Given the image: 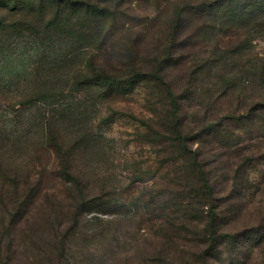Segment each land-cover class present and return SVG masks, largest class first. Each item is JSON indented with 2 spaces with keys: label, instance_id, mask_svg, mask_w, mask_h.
<instances>
[{
  "label": "rangeland",
  "instance_id": "1",
  "mask_svg": "<svg viewBox=\"0 0 264 264\" xmlns=\"http://www.w3.org/2000/svg\"><path fill=\"white\" fill-rule=\"evenodd\" d=\"M159 1L158 6L156 0H121L113 24L110 20L105 23L104 43L87 44L72 56L66 68L82 66L90 59L111 70L152 67L154 57L162 55L169 43L174 17V3ZM105 2L100 1L103 5ZM5 6L10 3H2L3 12ZM183 23L177 34V50L162 72L176 91L187 83L194 58L211 55H204L210 47L204 44L182 47L183 37L199 20L188 13ZM245 29L234 28L232 33L213 38L210 45L221 50L232 47L246 37ZM15 35L13 32L7 39L10 56L0 53V86L5 85V89L12 81L23 85L37 53L33 42L27 38L13 40ZM251 36L250 45L238 52L242 64L237 69L245 64L247 68L260 66L264 61V31ZM63 47L68 50L66 44ZM218 80L216 76L205 79L210 85L218 84L216 87ZM147 93L145 86L136 83L95 101L86 112L90 141L81 146L72 143L83 131L64 121L65 117L58 115L59 108L50 113L49 106L42 112L35 106L16 105L15 111L0 105V138L6 139L7 134L12 141L22 137L18 146L5 144L3 159L12 161L7 171L14 177L27 175L30 183H37L21 207L13 209V203L6 202L5 216L13 211L18 214L5 219L6 223L0 222V264H199L196 255L204 248V218H199L200 223L183 224L181 209L167 207L165 201L172 195L168 188L169 165L160 164L164 156L159 150L161 144L144 136L149 125L158 127L161 118L154 111L155 99ZM238 95L243 93L230 90L228 96L218 98L211 112L232 109ZM9 99L18 100L11 95ZM48 117L57 120L55 142L49 140L47 130L42 132L38 126ZM239 133L243 135V131ZM260 138L254 142L262 150ZM211 147L206 146L211 159L217 153L218 159L219 152H226L222 157L229 154L234 159L235 152L229 153L227 148L210 152ZM217 159L211 160L212 165ZM66 160L81 180L80 195L77 188L70 189L78 184L72 185L62 175V162ZM252 165L245 188L238 192L232 190L225 175L217 178L218 170L212 174L219 191L217 209L224 222L220 231L237 233L239 238L232 248L222 244L221 253L210 264H264V158H256ZM23 181L24 178L20 180V191ZM77 199L90 203L81 209Z\"/></svg>",
  "mask_w": 264,
  "mask_h": 264
},
{
  "label": "trees",
  "instance_id": "2",
  "mask_svg": "<svg viewBox=\"0 0 264 264\" xmlns=\"http://www.w3.org/2000/svg\"><path fill=\"white\" fill-rule=\"evenodd\" d=\"M7 1L10 6H5L4 12L3 7H0V53L7 52V56H10L7 39L13 36V32H16L13 40L27 38L33 42V50L37 53L23 85L20 81H12L6 89L5 85L0 86L3 87L0 90V105L15 111H18L16 105L35 106L42 112L43 107L49 106L50 113L59 108L58 115L65 117L64 121L69 125H78L83 131L72 143L81 146L90 141L86 112L96 104L95 101L108 98L121 88L142 84L147 88L149 97L155 99L154 111L161 117L158 127L149 125V131L144 136L152 143L161 144L159 150L163 151L164 156L160 164L169 165L168 188H171L172 195L165 201L167 207L181 209L184 214L183 224H192L204 218V248L196 255L198 263L210 264L211 259L221 253L222 244L234 247L239 235L220 231L224 222L218 213L219 191L212 174L218 170L217 178L225 175L231 181L232 190L238 192L245 188L244 184L249 180V168L253 167L254 160L264 158V147L261 150L254 142L261 137L259 142L264 143V61L260 66L248 65L247 68L245 64L237 69L242 64L239 62L240 49L250 45L252 33L264 31V0H165L166 3H174V17L164 53L155 56L152 67L148 69L131 66L125 71L106 69L93 59L82 66L66 68L72 56L83 51L87 44L104 43L105 23L110 20L113 24L121 0H107L104 5L100 3L102 0H0V6ZM156 1L159 6L161 1ZM188 13L196 17L199 23L185 34L181 41L182 47L193 46L192 43L194 46L204 44L210 46L204 55L207 52H211V55L194 58L187 83L181 91H176L162 72L166 61L177 50V34ZM237 27L247 29L244 39L225 50L219 49L217 45L211 47L213 38L232 33ZM107 30L110 31L109 28ZM65 44L68 50L63 49ZM211 76L218 77L220 87L205 81ZM22 87L21 93L16 95ZM230 90L243 95L237 96L232 109L213 114L211 110L215 102L220 97L228 96ZM10 95L18 100L12 101ZM56 122L53 117H48L45 122L38 123L40 131L47 130L51 142L56 140ZM240 131H243V135H240ZM21 138L15 137L14 142L9 134L6 139L0 138L4 141L0 143L2 223L18 214L13 211L9 217L5 216L6 202L13 203V209L19 208L37 188V183H30L27 175L14 177V174L7 171L12 161L10 158L3 159L7 151L5 144L18 146ZM195 143H199L197 147ZM210 144L213 147L210 152L227 148L229 153L235 152L234 159L231 160L229 154L228 157H222L226 152H219L218 159V153L214 154L211 159L206 149ZM216 159V165H212L211 160ZM62 163L63 177L70 180L72 185L78 184L70 189L77 188V195H80L79 176L70 170L67 160ZM23 178L24 186L20 191V180ZM89 203L77 199L81 209ZM4 231L8 232V229Z\"/></svg>",
  "mask_w": 264,
  "mask_h": 264
}]
</instances>
